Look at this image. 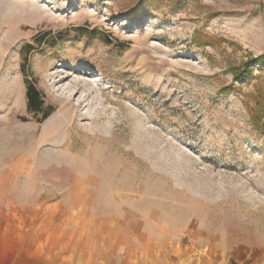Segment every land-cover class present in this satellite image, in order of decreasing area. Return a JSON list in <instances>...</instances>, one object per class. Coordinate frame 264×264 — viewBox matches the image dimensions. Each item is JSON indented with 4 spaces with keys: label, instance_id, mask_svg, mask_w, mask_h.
<instances>
[{
    "label": "rangeland",
    "instance_id": "obj_1",
    "mask_svg": "<svg viewBox=\"0 0 264 264\" xmlns=\"http://www.w3.org/2000/svg\"><path fill=\"white\" fill-rule=\"evenodd\" d=\"M258 57L264 0H0L14 264H264Z\"/></svg>",
    "mask_w": 264,
    "mask_h": 264
},
{
    "label": "crops",
    "instance_id": "obj_2",
    "mask_svg": "<svg viewBox=\"0 0 264 264\" xmlns=\"http://www.w3.org/2000/svg\"><path fill=\"white\" fill-rule=\"evenodd\" d=\"M19 234V232H17ZM21 238L26 239V247L21 248L22 258L25 256V260L29 261V238L30 233L21 231ZM15 228H14V217H13V206L0 205V264H14L15 260ZM24 245L23 242L20 243ZM94 264V262H92ZM96 264H173L168 259H156L152 257L142 259L124 258L118 259L117 261L104 260L103 263Z\"/></svg>",
    "mask_w": 264,
    "mask_h": 264
},
{
    "label": "trees",
    "instance_id": "obj_3",
    "mask_svg": "<svg viewBox=\"0 0 264 264\" xmlns=\"http://www.w3.org/2000/svg\"><path fill=\"white\" fill-rule=\"evenodd\" d=\"M263 61H264L263 57H258V58H255V59H252V60L246 62L244 64L243 68H241V70H234L235 78H237L239 80H243V79L248 78L250 76L252 70H253V64L255 62H263ZM27 95L29 98L30 109L38 111L40 109V106L38 104H36V102H35L34 90L32 88H29Z\"/></svg>",
    "mask_w": 264,
    "mask_h": 264
}]
</instances>
